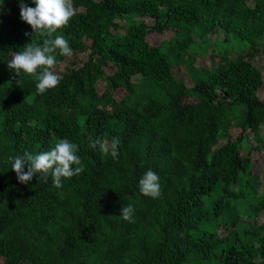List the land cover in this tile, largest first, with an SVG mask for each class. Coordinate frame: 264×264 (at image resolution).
<instances>
[{
	"label": "trees",
	"instance_id": "16d2710c",
	"mask_svg": "<svg viewBox=\"0 0 264 264\" xmlns=\"http://www.w3.org/2000/svg\"><path fill=\"white\" fill-rule=\"evenodd\" d=\"M6 3L0 0L4 264H264V191L249 212L236 207L254 200L251 154L264 152V77L254 64L264 58V0H73L76 15L57 33L73 55H57L61 80L45 94L31 77L17 85L8 69L14 53L44 37L21 20L17 0ZM169 32L171 40L149 42L150 34ZM221 33L223 51L202 66L207 47L197 39ZM183 66L193 88L175 74ZM121 89L126 96L117 100ZM235 126L241 133L233 138ZM114 137L117 159L89 146ZM60 139L78 145L84 172L59 188L51 176L20 183L9 157L48 151ZM149 169L160 178L157 199L139 189ZM129 204L134 222L120 216Z\"/></svg>",
	"mask_w": 264,
	"mask_h": 264
},
{
	"label": "clouds",
	"instance_id": "9594fccd",
	"mask_svg": "<svg viewBox=\"0 0 264 264\" xmlns=\"http://www.w3.org/2000/svg\"><path fill=\"white\" fill-rule=\"evenodd\" d=\"M20 8V18L31 27L35 35L44 37L42 45L27 44L22 51L12 55L7 63L8 69L20 77H31L37 81L36 89L39 94L59 86L61 77L56 72L57 55L71 57L73 50L69 42L59 33L66 28L76 15L73 0H31L35 7L28 6L24 0H17ZM120 140L118 137L108 140L97 139L90 147L105 155L117 159L119 156ZM78 145L68 139H60L48 151L39 154L25 152L22 156H10L11 170L16 173L20 183L28 184L35 176L38 181L47 182L51 176L54 187H62V180H70L84 172L82 160L78 155ZM25 165L27 169L25 170ZM159 176L149 169L139 180L140 192L153 199L161 197ZM132 205L123 206L120 216L129 222H134Z\"/></svg>",
	"mask_w": 264,
	"mask_h": 264
},
{
	"label": "rangeland",
	"instance_id": "374dc122",
	"mask_svg": "<svg viewBox=\"0 0 264 264\" xmlns=\"http://www.w3.org/2000/svg\"><path fill=\"white\" fill-rule=\"evenodd\" d=\"M97 1H99V0H97ZM12 3H13V0H7L6 4L12 5ZM152 22L153 21L150 20V23H152ZM173 37H174V33H172V32H169V33L163 34V35L156 33V34H150L148 39L152 45H158L163 41L171 40ZM223 39H224L223 33H221L219 35L213 34L210 36L209 39L204 40V41L200 38L197 39L198 43H200V44L202 43L201 45H204L207 47L206 56H201L199 58V62L201 63L202 66H212L213 62H212V59L210 57L212 54L217 55V54H220L221 51H223L224 47L221 48L219 46V44H217L219 41H223ZM197 51H203V48H201L200 50H197ZM234 51H239V50L234 48ZM236 57H237L236 52L230 54V59H235ZM219 60H220V58L217 57L216 61H219ZM254 64L256 65L257 68H259L262 71L263 77H264V58L255 59ZM174 71H175V74L178 77V79L184 80L185 84L189 88L194 87V82L191 78V75L184 66L183 67H176V68H174ZM106 72L108 75H112L114 73L109 68L106 69ZM134 81L136 83H138V82H140V79L137 77L134 79ZM105 85H106V83H102V82L99 83L98 92L100 95H102L105 92V89H106ZM114 96L117 100H122L126 96V92L123 89H121V90L114 92ZM261 97L264 98V87L261 91ZM231 133H232L233 138H236L241 133V129L235 126L231 129ZM259 137L263 141L262 145H264V129L259 132ZM247 138L250 141V143H254L255 139H254V135L252 132L247 133ZM245 155H248V150L246 151ZM251 159L254 163V169H255L254 171L256 173L255 175L259 176V179L255 180V181H251L250 189H251L252 194L255 195L252 198L254 200H252L250 203L248 201H241L240 203H238L236 205L237 209L242 214L245 212H249L251 204H257L260 201L261 194L264 191V177L262 176V171H263L262 168L264 166V152H261L259 150L253 151L251 154ZM259 220L264 225V215ZM246 222L247 221L244 219L242 223L245 224ZM239 228H240V226H237V229H239ZM0 264H4L3 258H0Z\"/></svg>",
	"mask_w": 264,
	"mask_h": 264
}]
</instances>
